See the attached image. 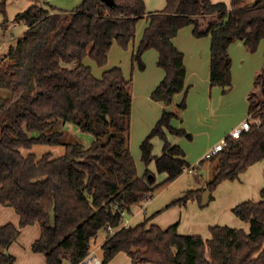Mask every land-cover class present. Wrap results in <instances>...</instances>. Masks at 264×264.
<instances>
[{
	"label": "trees",
	"instance_id": "obj_1",
	"mask_svg": "<svg viewBox=\"0 0 264 264\" xmlns=\"http://www.w3.org/2000/svg\"><path fill=\"white\" fill-rule=\"evenodd\" d=\"M16 18L27 29L0 56V87L11 92L0 97V204L13 207L21 220L20 226L0 225V264L15 263L9 247L22 227L36 223L41 235L32 248L45 255L47 264H80L92 250V240L109 224L115 232L102 245L103 264L121 252L134 264H264V188L259 201L247 200L233 209L250 223L249 231L216 224L206 239L180 233L177 223L163 228L151 223L150 217L136 225L124 224L114 208L130 212L192 166L184 149L168 139L169 133L193 137L172 124L179 114L171 106L186 87L185 54L174 43L179 31L193 26L196 37H211V86L230 88V46L243 40L249 51L258 50L264 40V0H231L230 5L166 0L164 9L150 12L145 0H83L71 11L34 4ZM144 18L147 25L132 60L143 70L144 53L159 51L158 65L165 77L151 98L165 107L141 143L146 170L140 175L130 147L133 79L119 65L98 77L85 59L107 65L114 42L128 49ZM254 88L264 95V66L256 74ZM256 94L255 90L249 94L250 111L262 123L239 139H230L211 158L215 162L211 179L166 208L190 199L201 203L206 190L212 200L220 183L238 179L264 159V104ZM186 105L184 100L178 107L183 111ZM61 123H74L93 134L92 143L86 147L67 142L65 132L58 129ZM155 137L164 142L160 155L153 152ZM36 145L64 146V152L38 155L32 151ZM152 162L167 175L160 184L149 169Z\"/></svg>",
	"mask_w": 264,
	"mask_h": 264
},
{
	"label": "crops",
	"instance_id": "obj_2",
	"mask_svg": "<svg viewBox=\"0 0 264 264\" xmlns=\"http://www.w3.org/2000/svg\"><path fill=\"white\" fill-rule=\"evenodd\" d=\"M145 1L147 5V10L149 12L162 10L166 6V0H145ZM213 1H225L229 5L231 4V0H213ZM142 21H144V28H145L147 25V19L144 18L140 22ZM1 32H3V30ZM142 34L143 31L140 34L139 40L137 42H135L134 40L129 45L131 47L132 55L138 47ZM13 38L14 36L12 37V39ZM16 39L18 40V38ZM174 43L181 51L184 52L185 65L187 69L186 87L182 92L177 94L176 103L179 105L185 100L187 105L185 110L182 111L183 117H181L180 119L174 118L172 120V124L176 128L186 129L188 132L192 133L193 137L190 139L186 136H178L169 133L168 139L172 143H176L184 149L187 160L190 162L192 166H197V171L195 172L185 171L177 179L172 181V183L180 179L186 173H194L197 174L198 177H202L201 179L196 178L195 183L202 184L204 186L206 182L209 180L210 174H213L215 168V162L211 161L210 160L211 158L205 159L204 156L206 152L209 151L214 146H216L217 144H219L223 138L228 136L230 132L246 118L245 117L246 110L244 109L241 113L235 112L234 117H232V107L235 108V104L232 105V101L229 99L225 100L223 96L224 93L221 90V86H213V87L211 86L210 83L211 37L210 36H204L198 38L193 33V26H187L179 31L178 35L174 38ZM14 44L12 43L10 44V46ZM235 47H240V48L242 47V52H245L247 49L243 40H237L231 44L230 54L235 51L236 49ZM121 49L123 48L117 42H114L112 49L109 53L108 63L107 65L104 66V68L102 67L99 68L100 72L103 73L105 68L107 69L115 65L121 66L120 65L121 63L118 62L119 57L122 55ZM8 50L9 48L6 51L8 52ZM6 51L2 53L6 54L7 53ZM115 54L117 57L116 61L115 62L110 61L112 57L115 58ZM86 59L85 62H87ZM158 59H159V51L157 49L152 48L147 50L143 55V60L144 62H146L147 67H145L144 70H141L139 72L140 73L139 83L138 81H136V83H133L136 92V94L134 95V102L138 103L139 105H143L144 109L146 110L143 121L144 127L140 134L141 138L139 140V144L140 142L142 143V141L148 135V132L152 130V128L157 123V121L160 119L165 106V104L162 101H156L151 98V92L159 85V83L165 77V70L158 65ZM151 61L153 62L154 65L157 66V68H154L153 64H151L152 69L151 70L148 69L149 68L148 65ZM86 64L93 66L90 63H86ZM133 85H132V93H133ZM0 91L6 94V89ZM245 107L248 108V103H246ZM249 111H250V102H249ZM153 143H154V151H153L154 155H160V152L162 153L163 151V145H164L163 140L159 137H155L153 139ZM130 147H131V139H130ZM54 153L55 155L61 154V152L59 151L57 152L54 151ZM154 165H155L154 162L150 164L152 170L155 169ZM203 171L204 172L206 171V173L209 174L208 179H205L204 173L200 174ZM188 183H190L191 186L192 182L189 181ZM263 188H264V159L250 166L248 170L242 173L238 179L226 180L220 183L216 188V190L213 191L214 198L210 200V202L208 203L209 205L207 204L208 207L206 208H202L207 205L203 206L202 202L200 203L197 199L188 200L187 201L188 204L186 203L187 205L179 204L168 208L166 207L161 208V205H159L158 202L155 201L156 199L153 195L150 202L146 206H143L142 204V205H134L131 207V211L130 212L128 211L130 213L128 214L129 225H136L142 222L146 217H150L152 218L150 221L151 223L158 224L163 228H167L169 227V225L171 226L177 223L178 230L180 233L195 234V232H201V234L199 233L197 234L203 235L206 238L211 237L210 226L216 224L229 225L232 227L243 228L249 231L250 223L242 220L234 212L233 209L240 203L247 200L259 201L261 199V190ZM150 206H153L155 208V210H153L151 214L148 210ZM5 216L9 217L10 220L6 221V219L4 218ZM20 220H21L20 215L16 212V210L13 207L4 206L0 204V225H4L10 222H14L15 225L18 224L20 225ZM28 226H25V228ZM192 226L194 228H197L198 231H193V229H190L192 228ZM201 226L203 227V229H201ZM105 231L108 237L109 233L107 230ZM107 237L105 241L107 240ZM122 253L126 254L128 257L127 264H134L127 253L121 252L119 254Z\"/></svg>",
	"mask_w": 264,
	"mask_h": 264
},
{
	"label": "rangeland",
	"instance_id": "obj_3",
	"mask_svg": "<svg viewBox=\"0 0 264 264\" xmlns=\"http://www.w3.org/2000/svg\"><path fill=\"white\" fill-rule=\"evenodd\" d=\"M83 0H0V56L4 55L2 52L6 51L10 44H16L17 39L21 35H23L24 31L27 29L26 23L23 20H19L16 16L26 10L28 7L34 4H43L46 7H55L58 9L68 10L71 11L77 8ZM3 32H1L2 30ZM144 28V21L139 23L137 35L135 38V42L139 40L140 34ZM14 38L12 39V37ZM134 42V43H135ZM119 48V47H118ZM235 51L231 53V57L233 59V79H232V86L227 89L226 86H221V90L224 93L225 100L229 99L232 101V105L235 104V108L232 107V117H234V113L238 112L241 113L244 109L246 110L247 117L249 111V94L252 90L256 91L255 99L263 100L264 104V95L258 88H254V81L256 74L259 70L264 66V40L261 42L259 48L255 52H251L246 49L245 52H242V47H235ZM122 55L119 57L118 62L121 63L123 72L127 78H132L133 83H136L140 79V69L137 64L133 63L132 60V51L131 47L129 46L128 49H121ZM7 52V51H6ZM117 57L115 54V58L112 57L110 61H116ZM87 62L93 65L94 73L96 76H101L99 68L104 66H99L94 60L91 58L86 59ZM89 61V62H88ZM146 64V62H145ZM151 61L149 63V70H151ZM115 65V64H114ZM112 66V65H111ZM110 67V66H109ZM147 67V64H146ZM154 68H157L156 65L153 64ZM106 69V68H105ZM144 70V69H143ZM4 89V88H3ZM0 88V90H3ZM5 90V89H4ZM11 92L9 89H6V94L0 91V97L8 96ZM136 94L134 85H133V110H132V117H131V151L136 159L138 172L139 174H144L146 170V165L142 161L141 158V142L139 144V140L141 138V131L143 130V121H144V114L146 110L144 109L143 105H139L138 103L134 102V95ZM185 95V92H184ZM177 97V95H176ZM176 97L174 100V104L171 106V109L174 111H178L179 116L175 117L176 119H180L182 116V111L179 109L178 104L176 103ZM247 99V100H246ZM246 103H248V108L245 107ZM165 107V106H164ZM239 116V115H238ZM59 130L65 132V140L67 142H79L84 144L88 147L93 139V134L89 132H85L81 130L76 124L74 123H61ZM151 131V130H150ZM148 132V134L150 133ZM32 151H34L38 155H42L45 152L52 151H59L61 154L64 152V146H56L51 147L48 145H36ZM27 153V151H25ZM161 154V152H160ZM212 161V159H210ZM152 170L151 166L149 165V169H151L155 175L157 184L162 183L167 175L165 173H159L156 169ZM187 172V171H186ZM205 174V179H208L209 174L206 171L201 172L200 174ZM211 175L209 179H211ZM196 178L198 177L197 174L194 173H186L180 179L172 182H167L160 185L153 193L155 197V201L161 205V208L167 207L170 203L174 200L182 197L185 195L190 189H198L203 187L202 184L195 183ZM189 181L192 182L191 186ZM188 204V203H187ZM186 204V205H187ZM209 205V204H208ZM204 206L202 208L208 207ZM150 214L152 213L155 208L153 206L149 207ZM127 214H130L127 212ZM7 220H10L9 217H4ZM3 219V218H1ZM219 220V218H218ZM14 223V222H11ZM15 224V223H14ZM17 226H20L19 224ZM170 226V225H169ZM23 228V231H22ZM21 231L22 234L18 239L11 245L8 249V252L13 254L16 257V261L14 264H46V258L43 253L35 252L32 248L34 241H36L41 234V227L39 223L28 227H22ZM193 231H198L197 228L192 226ZM201 229L203 227L201 226ZM202 231V230H201ZM201 234V232H195V234ZM203 236V235H202ZM107 237V233L104 229H102L98 235L92 240V249H97L98 255L103 257V249L102 244ZM204 237V236H203ZM206 239V237H204ZM128 257L126 254H119L117 257H114L108 264H127ZM152 264V263H149Z\"/></svg>",
	"mask_w": 264,
	"mask_h": 264
},
{
	"label": "built area",
	"instance_id": "obj_4",
	"mask_svg": "<svg viewBox=\"0 0 264 264\" xmlns=\"http://www.w3.org/2000/svg\"><path fill=\"white\" fill-rule=\"evenodd\" d=\"M260 123H262L261 117H258L254 111H249L247 117L237 127H235L228 136L223 138L219 144L206 152L204 156L205 159H210L217 155L222 149L229 145L230 139H239L242 135L249 132L254 124ZM185 171L195 172L197 171V166H191L190 168L185 169ZM151 198L152 197H148L144 201L143 206H146L150 202ZM114 208L118 209L121 213L124 219V224L129 225L127 211L119 209L117 205H115ZM106 230L110 234L115 232V229L111 224L107 226ZM80 264H103V259L98 255L97 249H92L90 253L80 262Z\"/></svg>",
	"mask_w": 264,
	"mask_h": 264
},
{
	"label": "water",
	"instance_id": "obj_5",
	"mask_svg": "<svg viewBox=\"0 0 264 264\" xmlns=\"http://www.w3.org/2000/svg\"><path fill=\"white\" fill-rule=\"evenodd\" d=\"M106 1L109 3L112 2V0H106ZM226 88L228 89L229 87H226ZM209 202H210V190H206L202 197V204L207 205Z\"/></svg>",
	"mask_w": 264,
	"mask_h": 264
}]
</instances>
